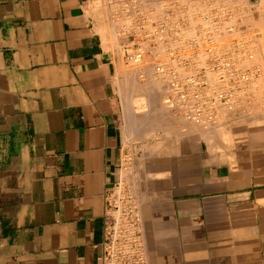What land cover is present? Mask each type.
Here are the masks:
<instances>
[{
  "label": "crops",
  "instance_id": "1",
  "mask_svg": "<svg viewBox=\"0 0 264 264\" xmlns=\"http://www.w3.org/2000/svg\"><path fill=\"white\" fill-rule=\"evenodd\" d=\"M94 1L0 0V264H99L123 199L148 264H264L263 130L129 136Z\"/></svg>",
  "mask_w": 264,
  "mask_h": 264
},
{
  "label": "built area",
  "instance_id": "2",
  "mask_svg": "<svg viewBox=\"0 0 264 264\" xmlns=\"http://www.w3.org/2000/svg\"><path fill=\"white\" fill-rule=\"evenodd\" d=\"M109 21L118 34L126 66L150 67L162 82L163 102L187 122L211 127L248 82L261 76L243 36V0H111ZM242 30V31H241ZM237 99V98H236ZM99 264H148L136 229L135 208L119 201Z\"/></svg>",
  "mask_w": 264,
  "mask_h": 264
},
{
  "label": "rangeland",
  "instance_id": "3",
  "mask_svg": "<svg viewBox=\"0 0 264 264\" xmlns=\"http://www.w3.org/2000/svg\"><path fill=\"white\" fill-rule=\"evenodd\" d=\"M96 1V2H95ZM94 2H93V4H92V12H94V10H95V8H96V5L98 4L97 2H99L100 3V1L99 0H95ZM106 1V2H105ZM111 2V0H103V2H104V4H106V5H108L107 4V2ZM245 1V0H244ZM261 3H260V2ZM102 2V1H101ZM246 2H248V1H246ZM250 2V4H253V5H246L245 7H247V8H250V10H252V14H254V15H257L258 17H257V19H261L262 20V22H263V20H264V0H256V1H254V2H252V1H249ZM97 3V4H96ZM259 3L261 4V5H259ZM249 4V3H248ZM244 5H245V2H244ZM98 7V6H97ZM255 7H257V11H254V8ZM262 7V8H261ZM101 10H102V12H101ZM101 10H98L97 12L98 13H96L97 15H96V17H97V20H98V22H100V20H101V24H103L104 25V28L105 29H100L101 30V33L104 35V36H110V33H111V30H112V27H110L112 24L110 23V21L107 19V21H106V18H109V14L105 11V10H103V9H101ZM261 12H260V11ZM263 11V12H262ZM101 14H100V13ZM94 13V14H95ZM257 13V14H256ZM259 13V14H258ZM104 15V17H103V15ZM106 14V15H105ZM100 19V20H99ZM259 19V20H260ZM259 20L257 21V27H258V25H259V27H258V29H259V33H258V30L257 29H255L256 30V32H257V39H256V44H257V46H258V50H257V53H259V56H258V59H260L259 60V62H260V65H262V66H260V68L262 69V75L260 76V77H258V79L256 78L255 79V81L252 83V85L250 84V86H247V90H245L244 89V91L242 92V93H239L238 95H239V98H240V102H238V108H237V110L236 111H234V112H232V113H226V114H222L224 117L222 118V120L220 119L221 118V114H219V113H221V112H223L222 110L217 114V117H218V123L216 122L215 124H216V128H214V129H212V130H214V131H216L217 132V129L219 130V132H223V134H225L226 133V136H227V138L228 137H230V135H231V133L229 132V128H230V125L228 126L227 125V123H230V122H233V123H235L236 125H240V123L242 124H244V123H246V125H247V127L248 128H251V127H255V128H259V129H262V130H264V38L262 37V35H263V33H264V27H262V25L264 26V22L263 23H259ZM260 20V21H261ZM103 22V23H102ZM108 24H107V23ZM99 23V24H100ZM106 25H105V24ZM259 23V24H258ZM100 24V25H101ZM109 24H110V26H109ZM261 25V26H260ZM102 26V25H101ZM100 26V27H101ZM120 26H122V25H119L118 24V27L117 28H120ZM122 29H123V26L121 27ZM118 29L119 31L120 30H122V29ZM260 33H261V36H260ZM259 37V38H258ZM256 53V54H257ZM255 54V55H256ZM258 55V54H257ZM257 58V57H256ZM258 62V60H257V63H259ZM123 65V66H122ZM124 66H125V68H124ZM131 66H126L125 64H124V62H123V60L121 59L120 60V65H119V68H118V70H117V77L119 76L120 78L118 79V82L117 83H120V84H118V87H119V89H118V93H119V98H120V104H121V107H122V111H123V114H124V117H123V120H124V122L126 123V121H127V124L126 125H131V129L129 128V130H130V135H132V132H134V137H135V140L136 141H146V140H148V141H150V142H152V145L154 144V146L157 144L158 145V143L157 142H159V141H163V140H165L166 138L167 139H169V138H171L174 134H176L177 132H181V131H183V130H185L187 127H191L192 126V124H188V122L183 118V117H181V116H179V114H177V113H175L174 111H171V110H167V115L169 114V115H171L172 117H170L169 115V118L168 119H166V118H164L163 116L164 115H162V117H163V119L160 117L159 118V116H156V115H158V114H160L159 113V111L158 112H154L156 115H154V116H156L157 117V119L160 121H158L157 119L155 120L154 118H156V117H154V116H149V115H146L147 113H148V111L146 112V111H144V116H143V114L142 115H140L142 112H143V110H147L149 107L147 106V109H145L146 107V105H143V106H141L142 104H136V105H138L139 107H141L139 110L137 109V107L138 106H134V104H133V106H132V104H131V102L133 101L134 102V100H136L137 99V97H134V95H132V96H130L129 94L127 95V90H128V84H126V83H128L129 81H127L128 80V78H125V76H128V77H130L132 74H130L131 72H130V70H131ZM134 68V67H133ZM129 70L128 72H125V71H127V70ZM150 71H152L151 69H150ZM139 72H144V71H139ZM147 73H149V71H147ZM153 71L152 72H150V76H148L147 78H146V75H145V73H144V76H143V74H141V73H137V75H138V80L139 81H142L143 83L146 81V85H148V86H150V84H152V83H155L156 81H154V79H153V82L151 83V80H152V78H153ZM124 74V75H123ZM126 74H128V75H126ZM142 75V77H140V76ZM149 77L151 78V79H149ZM126 79V80H125ZM130 79V81H131V79H132V77L131 78H129ZM135 79V78H134ZM133 80V79H132ZM148 81V82H147ZM124 82V83H123ZM159 82V81H158ZM161 83V82H160ZM144 84V85H145ZM159 84V83H158ZM123 85V86H122ZM162 86V85H161ZM124 88H125V90H124ZM253 90V91H252ZM258 90V91H257ZM163 91V90H162ZM161 90H160V93L162 92ZM260 91V92H259ZM244 93V94H243ZM260 93V94H259ZM123 95V96H122ZM128 96V97H125V96ZM164 95V92L160 95V96H163ZM160 96H158V97H160ZM160 100L162 99V101H163V97H160L159 98ZM126 103V104H125ZM123 104H124V106H123ZM259 105V106H258ZM133 108V110H132V108ZM138 107V108H139ZM145 107V108H144ZM161 107V106H160ZM124 108H125V110H124ZM136 108V109H135ZM144 108V109H143ZM129 111V113H128V111ZM136 110V111H135ZM137 110H138V112H137ZM132 111V112H131ZM139 111L141 112V113H139ZM165 111V110H164ZM164 111L161 113V114H163L164 113ZM134 112V113H133ZM125 113L128 115V116H126L125 115ZM137 115H136V114ZM158 113V114H157ZM166 113V112H165ZM164 113V114H165ZM224 113V112H223ZM132 114V115H131ZM131 115V116H130ZM140 115V116H139ZM177 115V116H176ZM142 117V119L141 118H139V117ZM147 116V118H145ZM167 116V117H168ZM130 117V118H129ZM132 117V118H131ZM139 118V119H136V118ZM151 117H152V119L153 120H151ZM165 117H166V115H165ZM178 117H181V118H178ZM126 119V121H125V119ZM129 118V119H128ZM172 118V119H171ZM177 118V119H176ZM130 119H132L131 121H130ZM135 119V120H134ZM145 119V120H144ZM165 119V120H164ZM181 119V120H180ZM221 121H220V120ZM148 120H150V123H148L149 121ZM133 121H134V124L135 123H137V125H136V127L134 126V124H133ZM152 121V122H151ZM154 121V122H153ZM164 121V122H163ZM175 121V122H174ZM177 121H179V123L177 122ZM182 121V122H181ZM183 121H186V123L188 124L187 125V127H186V123L185 122H183ZM219 121H220V123H219ZM131 122H132V124H131ZM146 122V123H145ZM161 123V124H160ZM182 123V124H181ZM140 124H142V125H140ZM149 124V125H148ZM155 124V125H154ZM184 124V125H183ZM133 125V126H132ZM140 125V126H139ZM181 125H183L184 127H186V128H184V127H182ZM221 125H222V131H221ZM158 126V127H157ZM133 127H134V131L132 130L133 129ZM143 129H142V128ZM163 129H162V128ZM171 127V128H170ZM193 128H199V129H203V127H195V126H192ZM184 128V129H183ZM139 129V130H138ZM157 129V130H156ZM164 129H165V131H164ZM206 129V128H205ZM225 129V130H224ZM151 130V131H150ZM153 130V131H152ZM162 130V131H161ZM142 131V132H141ZM205 131H207V130H205ZM136 132V133H135ZM142 133H144V134H142ZM148 133H150V134H148ZM153 133V134H152ZM164 133V134H163ZM166 133V134H165ZM218 133V132H217ZM220 133V134H221ZM137 135H139L138 137L139 138H137ZM147 135V136H146ZM151 135V136H150ZM168 135V136H167ZM132 137V136H131ZM143 137V139H141ZM145 137V138H144ZM169 137V138H168ZM137 138V139H136ZM227 138H225V139H227ZM156 145V146H157Z\"/></svg>",
  "mask_w": 264,
  "mask_h": 264
},
{
  "label": "bare ground",
  "instance_id": "4",
  "mask_svg": "<svg viewBox=\"0 0 264 264\" xmlns=\"http://www.w3.org/2000/svg\"><path fill=\"white\" fill-rule=\"evenodd\" d=\"M102 1V2H101ZM145 1H147V2H150V3H153V1H155V0H145ZM244 1V0H243ZM246 1H248V2H246ZM249 1H252V2H254V1H256V0H245L244 2H245V6L246 5H253V4H250V2ZM96 2V1H95ZM106 2V1H105ZM260 2V1H259ZM98 3V4H97ZM96 4V9H98V10H101V9H103V10H105L106 12L108 11V8H109V10H110V5H106V4H104V2H103V0H100V3L99 2H97ZM108 3H110V1L109 2H107V4ZM249 3V4H248ZM261 3V2H260ZM259 3V5H261ZM264 3V2H263ZM98 6V7H97ZM93 7V6H92ZM264 7V6H263ZM262 8V7H261ZM98 10H94L95 12H97ZM254 11H257V7H255L254 8ZM260 11V10H259ZM264 11V10H263ZM262 11V12H263ZM101 12H102V10H101ZM261 12V11H260ZM98 13V12H97ZM100 13V12H99ZM108 13V12H107ZM264 13V12H263ZM101 14V13H100ZM257 14V13H256ZM259 14V13H258ZM97 15V14H96ZM103 15V14H102ZM106 15V14H105ZM243 15H245V16H247V19H246V17H245V21H243L242 23H241V27H245V25H246V28H245V30L244 31H242L243 33V36L245 37V40H246V42H247V44H248V47H247V52H248V54L249 53H251L252 54V52L254 53V55H253V58H252V60L250 59V61L248 60V58H246V60H245V67L246 68H249V67H251V65H256L259 69H260V71L262 72V69L260 68V66H262V65H260V62H259V60L260 59H258V56H259V53H257V50H258V46H257V44H256V39H257V32H256V30L255 29H257L258 30V33H259V29H258V27H259V25H258V27H257V21L260 19H257V15H254V14H252V10H250V8H247L246 7V10L244 11V13H242L241 14V16H243ZM98 17V16H97ZM103 17H104V15H103ZM96 18V17H95ZM107 19L109 20V18H106V21H107ZM100 20V19H99ZM261 20V19H260ZM259 20V23L261 24V23H263L264 22V20H263V22H262V20L260 21ZM100 22H101V20H100ZM99 22V23H100ZM103 23V22H102ZM107 23V22H106ZM109 23V22H108ZM107 23V24H108ZM258 23V24H259ZM101 24V23H100ZM105 24V23H104ZM264 24V23H263ZM106 25V24H105ZM109 26H110V24H109ZM261 26V25H260ZM104 27V26H103ZM102 27V28H103ZM110 27H114V26H110ZM122 26H120V28H121ZM262 27H264L263 25H262ZM106 28V27H105ZM104 28V29H105ZM120 28H118V29H120ZM113 29V28H112ZM116 29V28H115ZM122 29V28H121ZM121 31V30H120ZM118 32V31H117ZM113 35V34H112ZM111 35V36H112ZM260 36H261V33H260ZM262 37L264 38V33H263V35H262ZM259 38V37H258ZM120 53H122V52H120ZM258 55H257V54ZM256 54V55H255ZM257 57V58H256ZM257 60H258V62L259 63H257ZM251 64V65H250ZM123 66V65H122ZM124 68H125V66H124ZM150 67H146V66H137V68H131V70H130V74H132L130 77H128V76H125V78H128V80L127 81H129L128 83H126V84H128V90H127V95L129 94L130 96H132V95H134V97H137V99L136 100H134V102L132 101L131 102V104H132V106H133V104H134V106H138V105H136V104H142L141 106H143V105H146L144 108L145 109H147V106L149 107L147 110H143V112L141 113L140 111H139V113H141L140 115H142L143 113H144V111H148V113L146 114V115H149V116H154V115H156L154 112L156 111V112H158L159 111V113L161 112H163L164 110V113L163 114H158V115H156V116H159V118L161 117L162 119H163V117L164 118H166V119H168L169 118V116L170 117H172L171 115H167V110H170L169 109V107L162 101V99L160 100L159 98L160 97H163V96H160L163 92H164V87L163 86H161L162 85V82L161 81H159V80H157V79H155V78H152V80H151V83L153 82V79H154V81H156L155 83H152V84H150V86H148V85H146L147 83H146V81L143 83L142 81H139L138 79V75H137V73H141V74H143V76H144V73H145V75H146V78L148 77V76H150L149 74H150V72H152V71H150ZM127 70V69H126ZM144 71V72H139V71ZM129 70H127V71H125V72H128ZM147 71H149V73H147ZM263 73V72H262ZM262 73H261V75H262ZM153 74V73H152ZM124 75V74H123ZM126 75H128V74H126ZM140 76V75H139ZM132 77V79H131V81H130V79L129 78H131ZM140 77H142V75L140 76ZM135 78V79H134ZM138 78V79H137ZM149 79H151L150 77H149ZM258 79V78H257ZM126 80V79H125ZM159 81V82H158ZM254 81H255V79H254ZM254 81H252V82H248L245 86H243V88L239 91L240 93H242L243 91H244V89L245 90H247L248 88H247V86H250V84L252 85V83L254 82ZM148 82V81H147ZM161 82V83H160ZM124 83V82H123ZM146 83V84H145ZM159 83V84H158ZM118 84H120V83H118ZM145 84V85H144ZM264 85V84H263ZM123 86V85H122ZM247 88V89H246ZM124 90H125V88H124ZM160 90L162 91L161 93H160ZM253 91V90H252ZM258 91V90H257ZM260 92V91H259ZM244 94V93H243ZM260 94V93H259ZM125 96V97H128V96ZM240 95V94H239ZM239 95L235 98L234 97V99H233V103H232V106H231V108H229V109H227V110H222L223 112H221V113H219V114H221V120H222V118L224 117L223 115L224 114H226V113H232V112H234V111H236L237 110V108H238V102H240L239 100H240V98H239ZM123 96V95H122ZM158 96H160V97H158ZM238 101V102H237ZM126 104V103H125ZM123 106H124V104H123ZM161 106V107H160ZM259 106V105H258ZM139 107V106H138ZM137 107V109L139 110L141 107H139L138 108ZM132 108V107H131ZM143 108V109H144ZM136 109V108H135ZM124 110H125V108H124ZM127 110V109H126ZM132 110H133V108H132ZM138 110H137V112H138ZM128 111V110H127ZM136 111V110H135ZM132 112V111H131ZM220 112V111H219ZM128 113H129V111H128ZM134 113V112H133ZM123 114V113H122ZM136 114V113H135ZM138 114V113H137ZM136 114V115H137ZM145 114V113H144ZM144 114H143V116H144ZM223 114V115H222ZM125 115L126 116H128L126 113H125ZM132 115V114H131ZM130 115V116H131ZM139 115V116H140ZM162 115H164L163 117H162ZM165 115H166V117H165ZM138 116V117H139ZM156 116H154V117H156ZM168 116V117H167ZM177 116V115H176ZM180 116V115H179ZM136 118V119H139V118H141L142 119V117H139V118ZM218 117L216 116V119H215V122L212 124V126H215V128H216V122L218 121ZM130 118V117H129ZM128 118V119H129ZM132 118V117H131ZM145 118H147V116L145 117ZM158 118V119H159ZM178 118H181V117H178ZM125 119V118H124ZM148 119V118H147ZM155 120L157 119V117L156 118H154ZM157 119V120H158ZM172 119V118H171ZM177 119V118H176ZM219 119V120H220ZM132 119H130V121H131ZM135 120V119H134ZM145 120V119H144ZM151 120H153L152 119V117H151ZM165 120V119H164ZM181 120V119H180ZM220 120V121H221ZM125 121H126V119H125ZM149 122L148 123H150V120H148ZM159 121V120H158ZM220 121H219V123H220ZM152 122V121H151ZM154 122V121H153ZM160 122V121H159ZM164 122V121H163ZM175 122V121H174ZM178 123H179V121H177ZM182 122V121H181ZM183 122H185L186 123V121H183ZM146 123V122H145ZM218 123V122H217ZM125 124V123H124ZM126 124H127V121H126ZM131 124H132V122H131ZM133 124H134V121H133ZM136 125H137V123H135ZM134 124V126L136 127V125ZM161 124V123H160ZM182 124V123H181ZM188 124H189V122H188ZM187 123H186V127H187V125H188ZM191 124V123H190ZM130 125V124H129ZM128 125V126H129ZM140 125H142V124H140ZM139 125V126H140ZM149 125V124H148ZM155 125V124H154ZM184 125V124H183ZM183 125H181L182 127H184ZM131 126V125H130ZM129 126V127H130ZM133 126V125H132ZM192 126H195V125H193L192 124ZM192 126H191V128H192ZM211 126V127H212ZM125 127H127V126H125ZM158 127V126H157ZM186 127H184V128H186ZM190 127V126H189ZM195 127H198V126H195ZM131 128V127H130ZM142 128V127H141ZM162 128V127H161ZM171 128V127H170ZM183 128V129H184ZM201 128V127H200ZM210 128V126L208 127V129ZM221 131H222V125H221ZM125 129V128H124ZM143 129V128H142ZM163 129V128H162ZM189 129V128H188ZM187 129V130H188ZM194 129V128H193ZM202 129V128H201ZM203 129H205V128H203ZM125 130H127L126 132L128 133L130 130H129V128L128 129H125ZM129 130V131H128ZM133 131H134V127H133V129H132ZM139 130V129H138ZM157 130V129H156ZM206 130H207V128H206ZM210 130V129H209ZM225 130V129H224ZM151 131V130H150ZM153 131V130H152ZM162 131V130H161ZM164 131H165V129H164ZM189 131V130H188ZM202 131V130H201ZM142 132V131H141ZM184 132H185V130H184ZM212 132V131H211ZM217 132H218V135L217 136H219V138H220V136L222 137V138H220L222 141H224V140H226L225 138H227V136H226V133L225 134H223V132L221 133V132H219V130L217 129ZM136 133V132H135ZM204 133H205V131H204ZM221 133V134H220ZM263 133H264V130H263ZM129 134H131V133H129ZM129 134H127V135H129ZM133 134H134V132H132V135H129V136H133ZM142 134H144V133H142ZM148 134H150V133H148ZM153 134V133H152ZM164 134V133H163ZM166 134V133H165ZM211 134H213L214 135V133L212 132ZM136 135V134H135ZM134 135V136H135ZM202 135V134H201ZM207 135V134H206ZM139 135H137V138H139L138 137ZM147 136V135H146ZM151 136V135H150ZM168 136V135H167ZM215 137L216 136H214V139H215ZM135 138V137H134ZM136 138V139H137ZM145 138V137H144ZM169 138V137H168ZM212 138V137H211ZM141 139H143V137L141 138ZM167 139V138H166ZM205 139V138H204ZM217 139H215V140H213V141H215V143H216V145H219V146H221L220 145V143L219 144H217L218 143V141H216ZM220 141V140H219ZM221 141V142H222ZM225 142V141H224ZM211 143V142H210ZM209 143V144H210ZM215 143H213V144H215ZM177 144V143H176ZM212 144V143H211ZM154 145V144H153ZM157 145V144H156ZM156 145H155V147L154 148H156ZM224 145H226L225 143H224ZM152 147V148H153ZM158 147V146H157ZM216 147H218V146H215V148ZM225 147V146H224ZM223 147V148H224ZM264 147V146H263ZM150 148V147H149ZM153 148V149H154ZM207 148V147H206ZM212 148V147H211ZM214 148V149H215ZM213 149V148H212ZM217 149V148H216ZM211 150V149H210ZM221 150V149H220ZM150 151H152V150H150ZM155 151V150H154ZM153 151V152H154ZM213 152V151H212ZM152 153V152H151ZM209 153V152H208ZM220 158V157H219ZM225 158V157H224ZM221 160H223V159H221ZM234 160V159H233ZM228 161H230L229 159H228ZM227 161V162H228ZM220 163V162H219ZM228 164H229V162H228ZM233 164V163H232ZM227 166V165H226ZM229 166V165H228ZM234 167V166H233ZM230 169V168H229ZM233 172V171H232ZM129 204H131V203H129ZM137 211V210H136ZM135 211V212H136ZM137 227V226H136ZM138 228V227H137ZM138 230V229H137Z\"/></svg>",
  "mask_w": 264,
  "mask_h": 264
}]
</instances>
